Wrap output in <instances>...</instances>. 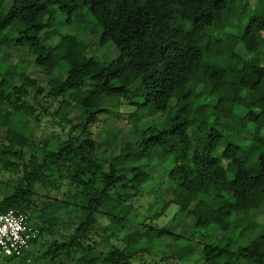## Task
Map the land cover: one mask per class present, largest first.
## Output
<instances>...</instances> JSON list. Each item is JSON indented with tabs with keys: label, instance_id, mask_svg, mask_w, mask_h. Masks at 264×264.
Returning <instances> with one entry per match:
<instances>
[{
	"label": "trees",
	"instance_id": "obj_1",
	"mask_svg": "<svg viewBox=\"0 0 264 264\" xmlns=\"http://www.w3.org/2000/svg\"><path fill=\"white\" fill-rule=\"evenodd\" d=\"M245 1L0 0L1 57L25 53L0 73V214L29 211L39 229L0 264H264V0L227 35ZM89 35L118 56L80 53ZM126 105L125 145L118 127L102 143L92 127ZM43 116L61 131L39 134ZM174 204L188 236L157 233Z\"/></svg>",
	"mask_w": 264,
	"mask_h": 264
},
{
	"label": "rangeland",
	"instance_id": "obj_2",
	"mask_svg": "<svg viewBox=\"0 0 264 264\" xmlns=\"http://www.w3.org/2000/svg\"><path fill=\"white\" fill-rule=\"evenodd\" d=\"M78 1H80V0H78ZM259 3L260 2L257 0H246L245 3L240 6V12H238L237 15L233 18V20L230 23L229 28L227 30L228 38H229V35L232 34L235 36V38H234L235 42H237L239 40V34L242 31V29L245 27V25L247 24V21L249 20V18L258 12ZM244 9H246V10H244ZM7 10H8V8L5 9V11H7ZM64 19H65V17L62 16L61 20H64ZM92 23L94 24L93 20H92ZM63 29H64V31H66L68 33H70L72 31V27H70V26L69 27H63ZM224 38H225V35L222 32H219L210 40V46L215 48V50L218 53H222L224 51V47L219 44V40L224 39ZM0 39L2 41V39H3L2 35H0ZM231 50H233L232 47H231ZM2 51H3L2 48H0V73L4 72L5 69L8 67V65H10V63H12L13 61H17V59H18L17 56L19 54H25L22 50L15 49L10 54L11 58L10 57H5V58L3 57L2 58L1 57ZM79 52L83 53L89 57L94 55V53H95L98 56L102 57L103 60L107 63L111 62L113 59H115L118 56V52L115 49V47L109 48V49L106 48L103 50L98 49V46L96 43V38L92 35H89L86 37V39H84V41L79 46ZM261 57L264 58V49H263V53H261ZM29 74L31 75V77L37 79L42 85H46L49 81L48 76H46L45 73L38 68L31 67L29 69ZM203 82L209 86L214 85V83L208 79H204ZM184 85H185V82H183L181 84V87L183 88ZM116 103H117L116 100H110V101H108L107 104L112 106V107H115ZM226 106H227L226 103H221L215 109V114L220 115L224 111ZM133 110H134V108L126 105V107L122 109L123 115L121 116V119H122L121 122L115 118H111L105 123L100 122L98 125H95L94 127H92V131L96 135V138L98 140H100L102 143H104L107 140V138L110 136L112 130H114L115 128L118 127V128H120V130H122V133L120 134L117 145L119 147L125 145L126 135L132 127L126 125L125 124L126 121H124V119H126V117L129 115V113H131ZM162 118L163 117L161 115H156L155 117H152L150 119V121H153V122L162 121ZM33 127L35 129H38L39 134H43L44 136L52 135L54 133H59L61 131L59 129V127H57L54 124V122H52L51 119H49L45 116L42 117V124L41 125H38L37 123H33ZM68 129L69 128H66V131H68ZM134 129H135V127H134ZM107 152L109 155V151H107ZM138 156H139L141 166L147 167L150 164V162L147 161L145 158L141 157L140 155H138ZM0 161L3 162L4 159L0 158ZM164 168L165 167H162V165H160V164L158 165V171H160ZM63 192H64V188H62V190L60 192H53L51 195L53 197L61 198ZM42 194H44V191H42ZM158 196L163 197L166 201H170L173 199L170 194L164 193L163 191H161L158 194ZM52 210L53 209H51L49 212H51ZM113 211H114V209L111 210V212H113ZM177 211H178V207L176 206V204H174V205L170 206L168 208V210L155 221V224L160 227V229H158V232H157L158 235H165L167 232H175V233H180L184 236H188L189 234L192 233V229L187 228L185 225V223H192V220L190 218H187V217H181L179 219H176L175 216H176ZM51 221H54V222L58 221L63 225H67L68 223L73 221V216L68 215L67 217L63 218L62 216L59 215V217H55ZM184 221H186V222H184ZM258 221L264 222V218H263L262 214L258 217ZM31 222L33 224H35L33 220H31ZM107 224H108V221L106 219H102L100 222V227H99L100 231H102L103 227L106 226ZM135 230H136V228H133V227L131 229H129L130 232L135 231ZM221 231L223 232L224 229H222ZM199 237H200V234L198 233L194 237V240L197 241L199 239ZM193 250H194L193 248H190V249H188V252H193ZM185 252H186V250L184 252H182L181 257L184 256ZM178 260H179V258H178ZM175 264H179V263L177 262Z\"/></svg>",
	"mask_w": 264,
	"mask_h": 264
},
{
	"label": "built area",
	"instance_id": "obj_3",
	"mask_svg": "<svg viewBox=\"0 0 264 264\" xmlns=\"http://www.w3.org/2000/svg\"><path fill=\"white\" fill-rule=\"evenodd\" d=\"M39 229L31 222V213L11 209L0 214V255L22 256L34 240Z\"/></svg>",
	"mask_w": 264,
	"mask_h": 264
}]
</instances>
